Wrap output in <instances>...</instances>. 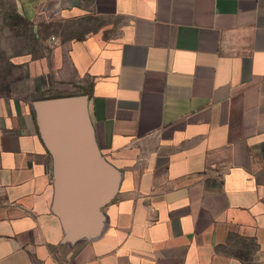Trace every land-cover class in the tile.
Returning <instances> with one entry per match:
<instances>
[{"label": "crops", "instance_id": "0c3cea01", "mask_svg": "<svg viewBox=\"0 0 264 264\" xmlns=\"http://www.w3.org/2000/svg\"><path fill=\"white\" fill-rule=\"evenodd\" d=\"M16 2L112 186L71 235L36 112L0 99V264H264V0Z\"/></svg>", "mask_w": 264, "mask_h": 264}, {"label": "water", "instance_id": "95a60500", "mask_svg": "<svg viewBox=\"0 0 264 264\" xmlns=\"http://www.w3.org/2000/svg\"><path fill=\"white\" fill-rule=\"evenodd\" d=\"M38 122L55 160L56 207L70 234L86 231L111 196L109 171L95 145L86 98L36 102Z\"/></svg>", "mask_w": 264, "mask_h": 264}, {"label": "rangeland", "instance_id": "374dc122", "mask_svg": "<svg viewBox=\"0 0 264 264\" xmlns=\"http://www.w3.org/2000/svg\"><path fill=\"white\" fill-rule=\"evenodd\" d=\"M43 38L23 19L16 0H0V71L7 82L6 92L0 90V99L28 105L36 112L39 95L28 67L32 60L46 54Z\"/></svg>", "mask_w": 264, "mask_h": 264}, {"label": "trees", "instance_id": "16d2710c", "mask_svg": "<svg viewBox=\"0 0 264 264\" xmlns=\"http://www.w3.org/2000/svg\"><path fill=\"white\" fill-rule=\"evenodd\" d=\"M26 23L29 24L27 21H26ZM6 83L7 82H6V80L4 81V78L2 77V73L0 71V90L2 91V93H3V91L6 92V90H7V88L5 87L6 86ZM52 98L53 97L39 96L38 97V101L43 100V99H52ZM240 259L242 260L243 264H253V260H252L253 258L250 256L249 252H247L245 255L244 254L241 255L240 256Z\"/></svg>", "mask_w": 264, "mask_h": 264}]
</instances>
